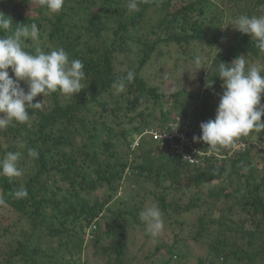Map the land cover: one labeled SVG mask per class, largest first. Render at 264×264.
<instances>
[{
    "label": "trees",
    "instance_id": "16d2710c",
    "mask_svg": "<svg viewBox=\"0 0 264 264\" xmlns=\"http://www.w3.org/2000/svg\"><path fill=\"white\" fill-rule=\"evenodd\" d=\"M217 1L225 5L224 0ZM138 2L139 10L129 12L127 0H65L61 12L52 14L33 0H0V11L13 21L11 32L35 23L39 41L62 47L70 60L82 61L86 73L79 94H50L42 110L28 109L29 122L0 130V158L21 151L18 167L24 176L22 180L0 176V197L16 222L31 225L27 231L16 223L0 227V264H132L137 253L128 251L125 215L144 225L139 214L152 204L161 210L165 228L138 264H264V131L241 138L242 148L210 153L197 164L171 159L149 132L177 122L179 129L188 126L200 136L199 125L213 119L223 91L215 71L219 62L230 63L243 55L249 65L264 66V55L250 36L227 23L223 29L225 17L264 15V0H229L226 5L232 7L225 16H221L224 6L210 0ZM39 41L26 40L25 50L35 54L37 46L42 49ZM204 44L213 53L205 69L196 71L195 88L183 85L165 91L147 84L140 75L152 57L171 46L184 57L188 47ZM125 57L130 59L121 71ZM129 70L136 74L125 90L136 93L132 104L152 102L146 113H138L133 141L142 134L140 143L132 146L121 131L122 153L108 137L98 152L93 147L97 136L91 132L97 130V122L86 121L89 105L104 109L100 97L113 95V82ZM207 80H213L210 88ZM122 97L124 92L113 99L119 103ZM166 101L171 102L167 111ZM83 136L85 141L78 144L77 138ZM20 142L24 149L18 147ZM196 143L209 150L206 143ZM28 148H35L39 157H29ZM126 177L131 183L127 181L125 199L118 198ZM18 188H26L28 196L14 198L11 194ZM194 188L189 196L187 191ZM91 195H96L93 202L88 199ZM111 201L116 208H111ZM41 228L58 239L56 246L35 236ZM146 237L151 238L147 232ZM40 244L45 245L44 251ZM86 245L90 256L83 259ZM196 246L206 251L197 254Z\"/></svg>",
    "mask_w": 264,
    "mask_h": 264
},
{
    "label": "clouds",
    "instance_id": "9594fccd",
    "mask_svg": "<svg viewBox=\"0 0 264 264\" xmlns=\"http://www.w3.org/2000/svg\"><path fill=\"white\" fill-rule=\"evenodd\" d=\"M33 3L52 14H58L65 0H33ZM138 10V0H127V11ZM12 23L11 17L0 11V33L10 32L6 37L0 35V130H6L17 123L29 122L28 109L43 108V103L33 102L38 95L46 97L59 92L65 97H74L84 89L82 81L86 78L82 61L70 60L62 47L45 52L37 46L35 54L26 51L25 41L31 39L38 42L40 30L33 23L30 26H19L11 32ZM225 23L241 34L250 36L255 41L259 54L264 55V15L242 14L232 20L225 17ZM203 64V57L196 56L192 61V72L205 69ZM215 71L223 81L215 118L202 122L199 125L202 134L193 136L194 142L206 143L210 153L234 148L241 138L248 137L253 132L264 131V121L261 120L264 116V103H261L264 95V66L249 65L246 57L241 55L230 63L219 62ZM135 75L134 71L129 70L115 80L112 87L116 93L124 92L134 81ZM212 84L213 80H207V87L210 88ZM177 129L175 125L169 128L172 131ZM18 147L24 149L25 145L20 142ZM27 153L31 158L39 157L35 148H28ZM21 156V151H9L0 158V176L9 179L21 177L23 171L18 167ZM11 195L16 199H23L28 196V192L26 188H18ZM0 206H7L3 197H0ZM139 216L147 226V234L155 243L165 228L161 210L152 204L145 206Z\"/></svg>",
    "mask_w": 264,
    "mask_h": 264
},
{
    "label": "rangeland",
    "instance_id": "374dc122",
    "mask_svg": "<svg viewBox=\"0 0 264 264\" xmlns=\"http://www.w3.org/2000/svg\"><path fill=\"white\" fill-rule=\"evenodd\" d=\"M185 1H191V0H185ZM210 1H212L213 3L217 2L216 5L224 6V8L222 7L223 15L221 13V16L227 15V13H229L228 9L232 7L230 6L232 4L226 5L229 0H224L225 5L221 4L220 1H217V0H210ZM251 3L252 2H250V5H252ZM223 21H224L223 29H225L227 24L225 23V19H223ZM39 43L42 44V50L45 52H50L51 50H55L53 43L49 42L48 40H43V41L41 40L39 41ZM176 49H177L176 47L175 48L172 46L169 47L168 51L164 50L165 51L164 54L155 55V57H152L151 61L145 67H143L140 75L147 82V84L158 85L162 87V89H164L165 91L166 89H168V91H175L177 88L183 85L184 86L188 85L189 87H192V88H195L197 86L196 79L198 76H197L196 71L192 72L193 71L192 61L194 60L196 56L199 55L203 57L204 59V64H203V67H204L206 60H208V58L212 55L213 50L209 52L205 44L197 48L194 46L188 47L190 51L187 53L186 56H184L187 59H184V57L181 54H179ZM190 53H194V54L190 55ZM129 57L132 58L134 56L129 55ZM129 57H125L123 60H121L123 61L122 64H120L119 66V69L121 71L127 68L126 63ZM10 75H13V74L10 72ZM22 86H24L23 82H22ZM113 96L117 97L119 96V94H117L115 91L113 95L103 94L100 97V101L104 103L103 104L104 109L96 103H90L89 105L91 107V111L88 114V118L86 117L87 119L86 121L88 123L91 118H94L97 122V130H91V132L97 136L95 138V143L93 144V147L98 152H101V145H100L101 141L105 140L106 137H108V139H110L112 142H116L115 145H116L117 151L122 153L125 148V143L123 139H120L118 141L119 137L121 136L120 132L125 131V134L127 136L126 140L131 139V141H133L135 135L137 134V133H134L136 131L135 130L136 128L134 127H137L139 125L138 113L142 111L146 113L152 107V102H148V103L139 102L138 104L133 105L132 101L135 100L136 93L130 94L124 91V97H122L121 99L119 98V103L115 102V100L113 99ZM88 97H89V94H87V98ZM35 100L36 102L45 103L48 101V98H45L43 97L42 94H40L35 98ZM170 103H171L170 101L165 102L164 104L165 111H167L170 108ZM155 112L159 115L158 107L155 108ZM215 113H216V109H214V112H213L214 114L213 119L215 118ZM89 127H91L90 124H89ZM115 133L118 134V136H114ZM83 141H85V136H83L82 138L81 137L77 138L78 144H81ZM145 141H148V140L146 139ZM242 145H243L242 143L237 142L236 146L232 148V150L238 149V147L242 148ZM23 177L24 176L22 175L19 178L22 180ZM127 181L131 183L130 180L126 177L124 184L122 185L123 189H121L120 187L116 195L118 198L125 199L126 195L124 192H126L128 189ZM195 190L197 189L194 188L190 191H187L188 195L190 196L191 194H193ZM82 195H84V192H82ZM188 195L183 196V198L187 199ZM116 196H114V198ZM94 197H96V195H91V196H88V199L91 202H93L95 200ZM98 197L101 198L102 196H98ZM111 200H113V198ZM113 203H114L113 201L109 203L112 209L116 208V205H113ZM107 215H108V212L107 210L104 209V211L102 212V217H104V220H105V217H107ZM125 217H126L125 218L126 242H127V246L130 248V249L128 248V251H130L131 253L133 252L137 253V259H134L132 261V264H138V261L142 260L143 254L146 251V249L152 247L153 240L151 238L146 237V227H147L146 224L138 225L136 221H134L133 217H129L127 215H125ZM138 219H140V216L138 217ZM193 219L194 218H192V220ZM6 223H16L18 225L20 224L22 226L21 229H23L24 231L29 230L31 226L29 225L27 221L16 222V218L13 216V213L7 207H0V227H5ZM101 223L104 224V222H101ZM37 235H39L43 243L47 242L53 246H56L58 242L57 238L49 237L45 229L41 228L40 230H38V233L35 234V236L37 237ZM165 237L168 239L167 236ZM113 239L114 237L112 235L108 241L112 242ZM87 245L85 247L84 252L81 253V257L83 259L86 258L87 254L90 256V247H87ZM40 246H41V249H43L44 251L45 245L40 244ZM136 249H140V250H136ZM194 250L197 254L204 253L206 251L205 248L199 247V246H196ZM41 253L43 254L44 252H41ZM99 264H103V263H99Z\"/></svg>",
    "mask_w": 264,
    "mask_h": 264
},
{
    "label": "built area",
    "instance_id": "2783aa9c",
    "mask_svg": "<svg viewBox=\"0 0 264 264\" xmlns=\"http://www.w3.org/2000/svg\"><path fill=\"white\" fill-rule=\"evenodd\" d=\"M172 125L178 127L177 122H169L160 132L149 131L153 140L167 151L171 159L197 164L204 156L210 154L209 150L199 148L193 141V136L196 135L192 131L193 129L186 126L184 130L178 128L176 131H172L169 130ZM141 137L142 134L137 135L132 146L138 145Z\"/></svg>",
    "mask_w": 264,
    "mask_h": 264
}]
</instances>
